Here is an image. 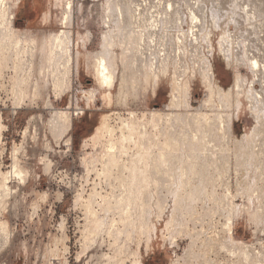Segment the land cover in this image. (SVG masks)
Segmentation results:
<instances>
[{
    "label": "bare ground",
    "instance_id": "6f19581e",
    "mask_svg": "<svg viewBox=\"0 0 264 264\" xmlns=\"http://www.w3.org/2000/svg\"><path fill=\"white\" fill-rule=\"evenodd\" d=\"M19 1L0 0V92H8L11 87V94L23 105L32 89L37 96L42 88L52 86L60 99L72 87L71 32L62 30L42 41L17 32L13 9ZM57 1L63 6L61 21L67 28L71 26L74 0ZM183 5L184 12L175 7L173 0H107L104 5L106 31L102 51L91 59L92 72L99 88L104 90V99L111 102L112 91L120 82L117 99L128 105L129 99H139L150 89L156 93L166 77H171L172 92L168 113L155 111L139 118L131 112L127 119L119 117L120 126L111 124L113 115H106L97 128L92 141L102 148L98 178L108 188L104 197L95 192L85 205V238L91 240L106 233L114 241L115 255H130L120 244H130L141 237L148 230L154 211H166L168 197H172L170 228L177 224L180 213L186 214L188 221L199 214L200 206L216 207L215 211L208 207L204 215L211 219L210 226L216 217L220 219L211 236L204 240L191 236V248L201 241L197 255H206L207 259L208 255H243L251 263L252 255H256L252 251L255 246L236 242L233 232L242 208L236 205L237 199L248 197L254 203L263 198L259 189L264 188V154L257 149V139L264 136L259 124L264 118V93L257 91L256 85L262 82L264 90V63L260 49L247 40L237 44L231 28L236 27V18H247L253 24L258 17L249 1L238 0L223 28L221 7L213 12L204 0H186ZM214 30L222 33L219 50L224 62L235 70L234 83L229 88L221 86L215 77L211 43ZM189 50L194 56L192 66L187 62ZM241 65L252 72V82H247L238 71ZM196 75L201 76L209 94L201 108L190 113V78ZM244 94L258 113L259 126L240 139L233 131V119L235 111L242 107L240 99ZM94 98L95 92L89 93V99ZM183 103L186 113H176ZM58 118L63 132H68L71 116L61 112ZM2 131L0 122V142ZM17 162L11 172L0 170V210L6 209L15 195L8 186L13 176L25 183ZM234 162L236 187L231 174ZM165 192L168 196L163 199ZM96 196L102 199L101 212L92 207ZM226 203L228 207L224 206ZM249 214L257 227L264 224V211L249 210ZM183 221L188 226L186 218ZM7 234L8 224L0 221V244L3 239L10 241ZM108 262L124 264L122 257L117 256L108 258Z\"/></svg>",
    "mask_w": 264,
    "mask_h": 264
},
{
    "label": "rangeland",
    "instance_id": "374dc122",
    "mask_svg": "<svg viewBox=\"0 0 264 264\" xmlns=\"http://www.w3.org/2000/svg\"><path fill=\"white\" fill-rule=\"evenodd\" d=\"M173 1L175 7L184 12L183 4L186 0ZM237 1L204 0V5H208L213 12L217 6L221 7V10L218 8L219 17L225 28L234 2ZM245 1L251 3L258 21H252L251 24L247 18H236V27H232L231 31L237 44L247 40L257 46L264 63V0ZM106 2L74 0L71 26L67 28L62 25L63 6L57 0H20L13 9V26L19 33L31 34L42 41L62 30L71 32L73 69L72 87L60 99L56 97L52 86L42 88L37 96H34L32 89V94L23 101V105H19L20 99H15L11 94V87L8 92H0V122L3 126L0 170L11 172L15 161H18L25 175V183L14 176L9 181L8 186L15 195L11 197L7 208L0 210V221L8 224L7 235L10 238V241L3 239L0 244V264H109L108 258L116 256L122 257L124 264H264V224L257 227L249 214V210L251 213L264 211V188L259 189L263 194L260 202L252 203L248 197L236 201V205L242 208L239 217L235 219L233 237L236 242L255 246L252 251L256 255H252L251 263L244 260L243 255H208V259L206 255H197L200 253L201 241L195 248H191V236L194 239L201 236L203 240L211 236L220 219L216 217L210 226L208 223L211 219L204 215L208 207L214 211L216 207L211 204L200 206L197 209L199 214L188 221L187 215L180 213L177 224L170 228L172 197H168L170 200L164 214L156 209V214L151 215L144 236L136 237L130 244H120L119 247L130 251V255H115L114 241L106 233L86 240L85 205L95 192L104 197L108 188L98 178V171L102 169L99 163L102 148L92 141L97 128L106 115H113L111 124L120 126L119 117L127 119L131 112L139 118L155 111L168 113L172 92L171 77H166L160 82L156 93L150 89L139 99H129L128 105L121 104L117 99L120 82L112 91L111 102L104 99V90L99 88L92 72L91 59L102 51L103 34L106 31L103 24ZM45 16L49 17L48 21L44 20ZM260 23L262 27H259ZM185 30H188L187 26ZM221 37L220 30L213 33V56H208H212L217 81L224 88H229L234 83L235 70L226 65L220 54ZM189 53L187 62L193 65L194 56H191V50ZM243 66H238V71L247 82H252V72ZM190 84L189 112L195 113L205 103L209 92L200 75L191 76ZM262 86V82H258L256 90L263 94ZM91 92H95L94 100L89 99ZM245 96L241 97L242 107L235 111L233 119V131L240 139L252 132L258 124V113L253 111L252 101ZM184 107L185 103L175 112L186 113ZM209 110L214 111V108L210 107ZM261 110L264 114V110ZM61 112L71 116V127L66 133L59 125L58 114ZM259 124L264 132V118L260 119ZM257 140L260 144L257 149L264 154V136ZM233 164L231 174L236 187L235 162ZM167 196L165 192L162 198ZM101 202L102 199L96 196L93 209L101 212ZM100 216L103 217L102 214ZM184 218L188 226L182 224Z\"/></svg>",
    "mask_w": 264,
    "mask_h": 264
}]
</instances>
